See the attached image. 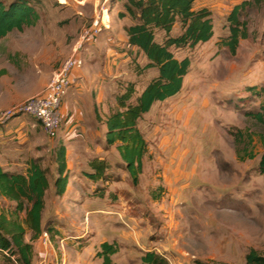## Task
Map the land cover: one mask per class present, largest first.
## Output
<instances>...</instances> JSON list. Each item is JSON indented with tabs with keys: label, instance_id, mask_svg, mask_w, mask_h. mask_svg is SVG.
Instances as JSON below:
<instances>
[{
	"label": "rangeland",
	"instance_id": "1",
	"mask_svg": "<svg viewBox=\"0 0 264 264\" xmlns=\"http://www.w3.org/2000/svg\"><path fill=\"white\" fill-rule=\"evenodd\" d=\"M33 1L40 16L37 25L23 32L13 31L0 40V115L48 86L71 56L84 27L92 22L89 15H96L94 0ZM243 1H198L197 8L212 11L214 37L194 49L174 50L179 60L190 58V71L181 93L157 103L139 125L149 154L138 186L133 185L115 147L102 146L96 152L93 146L90 154H77L79 161L67 171L70 191L85 195L77 201L71 198L69 209L65 208L54 183L59 176L57 151L63 145L58 140L70 128L64 114L55 139L47 137L30 116L0 124V167L11 173H26L29 164L37 162L48 171L51 183L46 192L45 219L59 224V231L53 237L48 233V249L41 244V237L38 239L33 264H102L100 242L105 237L112 241L114 233H101L93 226L95 218L88 211L95 204L139 214L144 219L140 230L144 246L155 252L158 248L169 264H196L197 260L246 264L250 250L264 255V177L258 172L264 152V123L248 115H264V2L242 13L240 19L247 23L248 38L240 41L236 55L219 46L229 36L230 13ZM126 2L107 0L105 23L110 16V29L103 30L99 40L89 44L81 56L84 67L94 60L101 80L108 78L111 82L106 116L118 109L116 98L128 84L134 83L140 95L157 76L156 70L137 75L136 65L144 67L147 61L131 50L126 31L111 32L109 40L102 39L111 31L112 20L121 19L120 11L126 12ZM109 48L127 55L115 57L112 53L108 57L99 52L101 55L95 56L97 49ZM113 59L118 64L112 63L108 75L107 61ZM251 87H256L258 94L250 92ZM66 144V149L71 148L69 142ZM99 155L111 164L107 183H94L86 176L91 171L89 161ZM98 189L101 191L96 192ZM153 193H159L158 199ZM14 205L0 197V213ZM131 252L129 259L122 255L116 263L141 264L146 252ZM0 264H9L1 254Z\"/></svg>",
	"mask_w": 264,
	"mask_h": 264
},
{
	"label": "trees",
	"instance_id": "2",
	"mask_svg": "<svg viewBox=\"0 0 264 264\" xmlns=\"http://www.w3.org/2000/svg\"><path fill=\"white\" fill-rule=\"evenodd\" d=\"M198 1L127 0L126 12L119 15L121 19L126 16L132 19L133 24L125 29L128 44L137 56L147 61L144 67L136 65L137 75L149 70L157 71V76L140 95H137L134 83L128 84L125 92L116 98L118 109L105 121V147L116 148L134 186L139 185L144 160L149 154L148 142L139 125L157 103L181 93L184 79L190 71V58L179 60L174 50L194 49L214 37L212 11L207 7L197 8ZM263 2L245 0L233 8L228 17L229 36L221 41L220 47H227L232 55H236L240 41L248 38L247 23L240 19L242 13L249 7H260ZM39 20L35 1L10 0L5 3L0 0V40L13 31L23 32L25 28L35 27ZM159 36L162 37L160 41ZM249 91L258 94L256 87L249 88ZM248 115L264 123L263 113ZM57 165L59 176L54 183L57 195L63 196L68 183L66 148L63 145L57 151ZM89 167L91 171L86 173L89 180L94 183L110 181L111 164L106 159L94 157L89 161ZM258 172L264 177V152ZM50 186L48 171L37 162H31L26 173H11L0 167V197L15 204L10 210L0 213V254L9 264H33L34 245L41 235L48 232L53 237L58 232L60 225L53 220L43 223L45 196ZM158 196L159 193H153L155 200ZM117 252L118 247L114 244L104 243L98 256L103 258L104 264H112L110 258ZM245 260L246 264H264V255L250 250ZM141 264H169V261L155 251H148L141 258ZM196 264L218 263L197 260Z\"/></svg>",
	"mask_w": 264,
	"mask_h": 264
},
{
	"label": "crops",
	"instance_id": "3",
	"mask_svg": "<svg viewBox=\"0 0 264 264\" xmlns=\"http://www.w3.org/2000/svg\"><path fill=\"white\" fill-rule=\"evenodd\" d=\"M106 1L107 0L100 2L99 0H94L93 2L94 4L93 6L95 9L94 12H97L101 7V5H103ZM120 13H125V12L120 11ZM89 18L91 19L94 18L93 13L89 15ZM127 21H130L131 23V19L129 17H125L123 19H117V20L113 19L112 20L113 25L111 23V31L106 32L102 36L103 37L102 39L109 40L111 36V32H113V34L125 32V27H130L132 25L130 23L126 25ZM126 38L128 39L127 36ZM87 50H93V49L88 48ZM131 50H133L132 47ZM99 52L101 54L103 52L106 53L107 55H109L108 57H110V54L112 53L114 54L113 56L115 57L116 55H120L123 57L127 55V53L117 54L115 50L113 51L112 49L109 48L105 51H102V49L101 50L97 49L95 51V56L98 57L99 55H101ZM115 61H116L115 59H113V61L110 60L109 62L107 61V67L105 68V72L106 70L108 71L106 72V74L109 75V73L112 72L113 70L112 63L113 65L115 63L118 64V62ZM96 66L99 65L97 63L94 64V60L88 61L87 65L83 67V70L80 71L76 85L74 86L70 94L66 97V99L63 102L62 112L65 116L67 123L70 124V128L65 134L63 133L60 136L58 141L59 143H63V145L65 146H67L66 142H69V144L71 145V148L67 147L66 149V163H67V169L69 170L75 167L76 161L79 159V157H77L78 159L76 158L77 154H86V153L90 154V151L93 146L95 147L96 152L102 146L105 147V143H106L105 136L107 133V127L105 121L106 118L108 117V115L106 116L107 112L105 111H107V108H110L108 107L109 104L107 100V89L111 82L109 81L108 78L101 80L103 76L100 73V71L97 70ZM109 70L111 71L109 72ZM98 141L102 142V145H100ZM74 145H78V147L76 149H73L72 146ZM99 157L101 156L99 155ZM70 179L68 180L65 194L63 196H58L59 199L63 197L64 202L66 203L65 208L67 207L68 209H69L68 204L70 203V201H72V199L77 201V198H82L83 195H85L84 193L82 194L79 191H74L75 193L70 191V187H71ZM46 197H47V193L45 196L46 205H45V210L43 212V223L46 222L45 219V213L47 209ZM99 205L100 204L92 205L88 213L92 214V216L95 218L96 225L95 223H93L94 224L93 226H96L101 233H104L105 231H111L114 233V237H112L113 238L112 241L105 237L102 238L100 242L101 246L104 243H108V244H114L115 247H118V252L115 255L111 256L110 258L112 264H117L116 259H119V257L122 255H124L126 259H129L130 255L128 254V252L129 251L131 252V250L133 253L135 250L138 249L144 252H148L152 250L144 246V240L142 238V233L140 231L141 226L144 224L143 223L144 219L141 218L139 214H135V213L132 214L133 211H131L132 212L131 213L127 209L124 210L117 209L116 206H112V208L111 206L110 208L107 207L100 208ZM125 226H127V228H125ZM145 237H147V235H145ZM142 247H144V249ZM156 251L160 255L164 256L158 250V248L156 249ZM99 252H101V250ZM100 259L102 264H104L103 258L100 257Z\"/></svg>",
	"mask_w": 264,
	"mask_h": 264
},
{
	"label": "built area",
	"instance_id": "4",
	"mask_svg": "<svg viewBox=\"0 0 264 264\" xmlns=\"http://www.w3.org/2000/svg\"><path fill=\"white\" fill-rule=\"evenodd\" d=\"M107 1L96 12L92 22L84 27L79 35L73 52L55 72L51 82L39 94L0 115V124H5L11 118L30 116L34 118L43 133L50 139H55L63 123L62 103L70 88L76 85L80 71L84 67L81 57L83 50L94 43L103 30L110 29V19L105 23V14L109 13ZM41 244L44 248L51 247L48 232L41 235Z\"/></svg>",
	"mask_w": 264,
	"mask_h": 264
},
{
	"label": "bare ground",
	"instance_id": "5",
	"mask_svg": "<svg viewBox=\"0 0 264 264\" xmlns=\"http://www.w3.org/2000/svg\"><path fill=\"white\" fill-rule=\"evenodd\" d=\"M107 15H108V13L105 14V18H104L105 22H106V20H107V18H106ZM107 17H108V16H107Z\"/></svg>",
	"mask_w": 264,
	"mask_h": 264
}]
</instances>
